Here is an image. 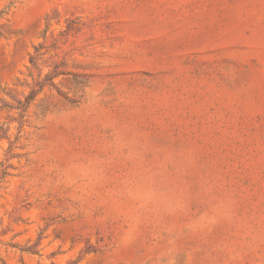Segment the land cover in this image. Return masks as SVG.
I'll use <instances>...</instances> for the list:
<instances>
[{"label": "rangeland", "instance_id": "1", "mask_svg": "<svg viewBox=\"0 0 264 264\" xmlns=\"http://www.w3.org/2000/svg\"><path fill=\"white\" fill-rule=\"evenodd\" d=\"M0 264H264V0H0Z\"/></svg>", "mask_w": 264, "mask_h": 264}]
</instances>
